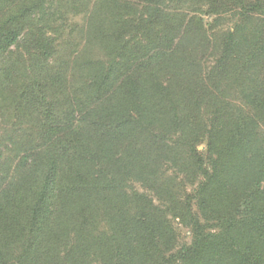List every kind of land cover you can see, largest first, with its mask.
Instances as JSON below:
<instances>
[{
    "label": "trees",
    "instance_id": "1",
    "mask_svg": "<svg viewBox=\"0 0 264 264\" xmlns=\"http://www.w3.org/2000/svg\"><path fill=\"white\" fill-rule=\"evenodd\" d=\"M0 264H264V0H0Z\"/></svg>",
    "mask_w": 264,
    "mask_h": 264
},
{
    "label": "rangeland",
    "instance_id": "2",
    "mask_svg": "<svg viewBox=\"0 0 264 264\" xmlns=\"http://www.w3.org/2000/svg\"><path fill=\"white\" fill-rule=\"evenodd\" d=\"M201 148L202 147H200L199 149H201ZM146 193H147V195L151 196V194L149 192H146ZM153 200L157 203L155 198ZM173 226H174L176 232L178 233V238L180 239V241L183 243H189L190 239H191V236H190L191 233H190L189 229L184 227L183 225L179 224L177 220L173 222Z\"/></svg>",
    "mask_w": 264,
    "mask_h": 264
}]
</instances>
